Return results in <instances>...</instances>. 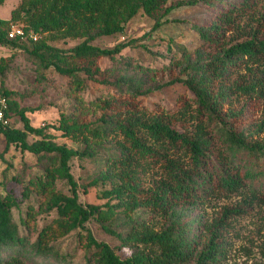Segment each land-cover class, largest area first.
<instances>
[{
	"label": "trees",
	"instance_id": "trees-1",
	"mask_svg": "<svg viewBox=\"0 0 264 264\" xmlns=\"http://www.w3.org/2000/svg\"><path fill=\"white\" fill-rule=\"evenodd\" d=\"M219 2L21 0L10 18L0 17V42L27 52L41 82H47L48 71L54 70L70 78L74 92L85 89L88 79L105 92L94 102L99 115L93 119H87L84 103L77 98L71 108L61 110L57 125L34 126L27 111L36 108L22 106L23 93L5 87L3 76L11 58L1 57L0 95L8 101L11 121L18 116L23 122V128L4 129L6 149L16 144L23 153L34 155L39 167L25 183L18 179L23 183L18 194L8 180L0 179V264H39L28 257V244L38 255L49 254L54 241L85 228L94 217L123 243L135 242L151 250L138 249L122 258L88 230L85 264L220 263L216 234L198 250L186 235L187 221L181 211L232 194L264 195V135L260 136L264 117L260 123L252 122L249 114L252 100L264 99V34L245 30L240 33L246 35L243 39L228 36L242 27V17L251 12L256 0L227 2L213 19L194 29L199 46L177 45V64L182 69L166 82L158 79L162 68H147L127 54L136 39L113 47L94 43L99 37L124 33L128 22L141 12L154 20L155 31L182 6L211 7ZM16 25L24 33L11 37L9 32ZM68 38L82 40L70 47L50 41ZM101 58L110 59L112 66L102 68ZM133 64L136 72H145L143 79H128ZM169 85L180 87L173 103L148 100ZM50 126L80 145L57 142L48 131ZM30 134L39 138L30 142ZM76 156L101 159V170L91 184L109 185L100 191L107 198L105 203L84 205L79 200L70 165ZM154 168L158 171L148 186L145 176ZM61 180L70 185L69 192L58 186ZM33 194L43 200L37 208L30 204L22 219L29 234L36 235L31 240L21 234L13 209ZM52 212L56 215L39 227L38 214ZM146 213L150 219L155 214L165 219L160 231L146 222ZM113 221L129 226L125 235L110 225Z\"/></svg>",
	"mask_w": 264,
	"mask_h": 264
},
{
	"label": "rangeland",
	"instance_id": "rangeland-1",
	"mask_svg": "<svg viewBox=\"0 0 264 264\" xmlns=\"http://www.w3.org/2000/svg\"><path fill=\"white\" fill-rule=\"evenodd\" d=\"M21 0H5L0 4V17L10 18L12 10L18 6ZM240 0H221L214 6L208 7L204 4L194 6H182L176 9L167 21L159 29L152 31L154 20L147 14L141 12L128 22L127 28L122 34L114 36L99 37L94 43L102 47H113L115 45L128 42L132 39L137 41L127 52L130 57L145 64V67L162 68L158 72V79L163 82L176 77L182 69L178 65L177 57L179 53L178 44H186L191 47H198L200 42L198 34L194 30L199 25L207 23L216 16L227 2H237ZM250 13L244 14L241 19V28L228 33L229 37L243 39L241 32H259L264 34V0H256V4L251 8ZM172 19H179L172 20ZM260 19H262L260 22ZM149 33L147 36L144 34ZM82 39H56L50 40L61 47H70L80 42ZM208 50H216L207 46ZM128 50V49H127ZM1 57H10L9 69L3 76L4 85L7 89L16 90L23 93L20 100L22 106L34 107L35 110H28L27 115L34 126L57 125L60 119L61 110L69 109L74 105L76 99L84 103L85 113L88 120L99 115L96 99L105 94L102 86L91 80H87V87L80 92H74L70 87V78L57 73L54 70L48 71L47 82H41L36 72V65L25 51H17L0 42ZM157 57L155 60H153ZM99 63L102 68L112 66V61L108 58H101ZM246 71V70H243ZM145 72L135 71L134 64L130 66L128 79L137 80L145 77ZM2 77L0 76V85ZM106 91V88L104 89ZM180 92V87L169 85L166 88L153 92L148 96L151 102L166 100L173 101ZM243 102V98L241 99ZM40 107V108H38ZM251 111L252 122L260 123L264 117V99L252 100ZM12 125L23 128V122L16 116L12 119ZM249 129V126L246 127ZM264 129V128H263ZM53 133L54 139L59 143H65L71 147H78L79 141L68 136H64L61 130L52 126L48 129ZM264 135L261 130L260 136ZM39 136L30 134V142ZM6 139L2 135L0 139V153L4 157L0 158V179L8 180L10 188L18 194L28 178L38 169L36 157L28 152L23 153L21 148L12 144L6 149ZM71 171L78 182L79 200L87 205L89 203L102 204L107 198L100 196V191L108 184L98 183L92 185V179L100 172L102 167L101 159L73 157L70 161ZM158 168L152 169L145 176V183L152 185ZM18 179L23 180L19 183ZM58 186L65 192H69L70 185L61 180ZM43 198L41 195L33 194L31 197L13 209L14 219L20 225L21 234L30 236L33 240L36 235L29 234L24 227L22 219L26 216L28 206L34 205L36 208ZM145 213V209H140ZM184 219L187 221L188 239L201 249L205 240L211 237L214 232L220 241L219 264H264V195L251 197L246 194H232L220 198H214L202 205H190L182 209ZM56 212L51 214H38L39 227L48 222ZM146 222L156 231H160L165 223V219L160 215H154L151 219L146 213ZM144 216V217H145ZM110 225L122 232L124 235L129 226L125 222L113 221ZM90 230L98 241L108 243L115 251L125 258L138 249L150 251L146 245H138L135 242L123 243V240L116 234L107 231L97 218H91L85 228H78L63 238L53 242V250L49 254H36L31 244L26 249L28 257L39 264H85L88 248L87 231ZM193 263V262H191ZM190 263V264H191ZM185 264V263H184ZM188 264V263H187Z\"/></svg>",
	"mask_w": 264,
	"mask_h": 264
},
{
	"label": "built area",
	"instance_id": "built-area-1",
	"mask_svg": "<svg viewBox=\"0 0 264 264\" xmlns=\"http://www.w3.org/2000/svg\"><path fill=\"white\" fill-rule=\"evenodd\" d=\"M24 30L23 27L20 25L13 26L9 32V35L11 37L19 34H23ZM35 39L37 36H33ZM8 110V101L5 96L0 95V139L3 135V131L6 127L12 125L11 119L7 115Z\"/></svg>",
	"mask_w": 264,
	"mask_h": 264
}]
</instances>
